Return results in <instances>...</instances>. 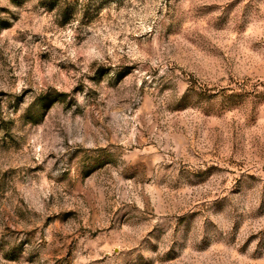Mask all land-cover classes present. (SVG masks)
Returning <instances> with one entry per match:
<instances>
[{
    "label": "rangeland",
    "instance_id": "374dc122",
    "mask_svg": "<svg viewBox=\"0 0 264 264\" xmlns=\"http://www.w3.org/2000/svg\"><path fill=\"white\" fill-rule=\"evenodd\" d=\"M58 1L0 0V264H264V0Z\"/></svg>",
    "mask_w": 264,
    "mask_h": 264
},
{
    "label": "trees",
    "instance_id": "16d2710c",
    "mask_svg": "<svg viewBox=\"0 0 264 264\" xmlns=\"http://www.w3.org/2000/svg\"><path fill=\"white\" fill-rule=\"evenodd\" d=\"M13 1H16V0H13ZM66 0H63V3H62V0H59L58 2H57V4H59V6L61 5V4H65L64 6L65 7H63V8H65L64 9V11H63V18H65V17H67L68 16V14H69V12H68V10L66 9V5H68L66 2H65ZM61 8H62V5H61Z\"/></svg>",
    "mask_w": 264,
    "mask_h": 264
}]
</instances>
